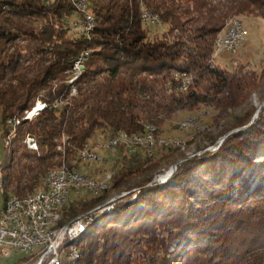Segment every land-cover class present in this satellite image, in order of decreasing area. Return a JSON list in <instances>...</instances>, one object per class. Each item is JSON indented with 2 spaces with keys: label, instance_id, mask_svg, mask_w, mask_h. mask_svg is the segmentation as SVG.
I'll use <instances>...</instances> for the list:
<instances>
[{
  "label": "trees",
  "instance_id": "1",
  "mask_svg": "<svg viewBox=\"0 0 264 264\" xmlns=\"http://www.w3.org/2000/svg\"><path fill=\"white\" fill-rule=\"evenodd\" d=\"M91 1V37L72 38L66 31L74 12L69 0H0L2 135L6 121L21 118L37 99L51 103L67 96L64 73L82 51L90 52L78 96L20 124L2 162L3 207L11 195L38 191L48 171L63 163L56 150L63 136L71 164L97 132L106 140L152 127L162 138L160 129L177 113L207 106L222 117L264 86V68L258 73L242 63L229 69L212 62L226 24L237 15L264 19V0ZM144 10L165 25L162 37L150 39ZM18 40L26 47L9 54L6 46ZM190 73L193 88L171 93L174 74ZM252 113L235 117L225 131H238L220 149L182 162L162 184L153 182L159 168L153 157H129L120 149L112 188L140 191L95 218L74 241L78 264H264V107L253 121ZM30 135L38 152L21 144ZM107 194L71 202L58 228L91 213Z\"/></svg>",
  "mask_w": 264,
  "mask_h": 264
},
{
  "label": "built area",
  "instance_id": "2",
  "mask_svg": "<svg viewBox=\"0 0 264 264\" xmlns=\"http://www.w3.org/2000/svg\"><path fill=\"white\" fill-rule=\"evenodd\" d=\"M89 2V1H88ZM79 11L83 16V22H77L76 28L79 34L85 36V31L92 21L93 12L89 10V3L83 2L79 4ZM143 13V12H142ZM145 14V23L149 26L162 27L151 16ZM249 32L245 28L244 23L226 24L224 30L217 36L218 47H214L212 62L222 54L230 52L237 53L238 48L243 41L248 37ZM83 55V54H82ZM82 55L75 60V68L70 72L76 74L82 68ZM175 84L170 85V92L175 95H180L188 92L194 84V76L190 73L187 76H178L174 74ZM78 96V89L73 96L67 99H55L51 103H47L42 99H37L33 108L28 110L29 115L32 110H40V113L48 108L60 110L67 105L72 98ZM193 122H181L179 128L183 131L189 130V125ZM7 129V121H6ZM11 133L8 130L3 132V140L5 144V134ZM31 152L39 151L37 139L30 135L28 137ZM66 139L63 136L62 142L57 141L56 150L63 155V163L60 166L53 168V175H45L41 181V187L35 193L29 194L33 197L34 205H41L43 217L41 220H34L33 225H26V218H31L28 211L20 210L15 203L9 199V210L0 211V254L5 259H13L15 263L19 260L22 264H65L67 259H60L57 256V245L68 240L69 236L78 232L84 227L86 222L91 221L90 218L85 223L76 225L69 229H62L59 232L43 231L42 222L45 220L55 219L57 214H62L75 197L81 194H89L95 196L103 190V182H112L113 176L111 173H104L101 178H95L87 175L83 171L84 165L91 164V160H102L101 152L111 155L118 153L120 149L126 155L135 156L144 154V145H152L154 153L157 148L165 147L169 144L162 143V140H149V142L130 144L125 135H117V133L102 143L88 142L77 154L76 158L68 164L66 156ZM177 140H172V144L177 143ZM152 157L153 155H145ZM68 165H75L76 174L68 173ZM174 171L169 173L173 174ZM64 182H74V189H64ZM162 183V182H161ZM124 199V198H123ZM123 201V200H122ZM121 201V202H122ZM115 206V205H114ZM111 206L108 210H111ZM79 250V249H78ZM75 253V252H70Z\"/></svg>",
  "mask_w": 264,
  "mask_h": 264
},
{
  "label": "rangeland",
  "instance_id": "3",
  "mask_svg": "<svg viewBox=\"0 0 264 264\" xmlns=\"http://www.w3.org/2000/svg\"><path fill=\"white\" fill-rule=\"evenodd\" d=\"M51 1L52 0H45V2L48 4L51 3ZM69 1L72 3L74 7V12L73 15H71V17L67 20L68 25L66 31L69 37L72 38L83 37L82 34H79V32L82 33V31H78L76 28L77 22L80 23L83 22V16L79 11V4L83 2L89 3V10L92 12V7H93L92 1L91 0H69ZM218 2H219L218 0H214L213 5L217 4ZM234 18H237L244 23L245 28L249 32V35L243 41L241 46L238 48L237 53L235 54L230 52L224 53L216 59L215 64L216 66L222 68L226 67L231 69L235 63H242L243 65L247 66L248 69L255 70L258 73H260L264 68V19L244 16V15H237L232 19ZM144 27L146 28L151 40L162 37L164 31L166 30L164 24L162 27H154L144 24ZM26 45L27 42L21 40H18L16 42H10L6 46L7 52L11 54L12 52H14L17 46L26 47ZM82 54L83 51L79 54V56H81ZM87 62L85 63V68L83 71H85L86 69ZM74 63L75 61L73 62V64ZM73 64L69 68V70H67L64 73L65 84L67 86L69 85L70 79L73 78V73L70 72V70L73 69ZM42 93L44 94V92ZM263 107H264V86L260 90L255 92L243 106L229 109L227 114L223 115L222 117H218L219 113L215 109L207 106H200L199 108L193 111H188V110L181 111L176 115H174L171 119L167 120L164 123V125L160 129L159 135L170 141L177 140L180 143V146L178 147L172 146L166 148L159 147L155 150V153L152 157L154 158V162L159 163V168L154 174L153 182L158 184L164 183L177 171L178 166L182 162L188 159L194 158L196 156L200 157L207 152H216L218 149H220L223 142L230 134L238 131L237 129L228 133H226L225 131L234 122L235 117L247 115L251 112V110H253L252 113L253 114L252 121H253L255 119L257 111L260 108L262 110ZM26 112L27 111L24 112L21 119L26 117ZM1 120L2 119L0 113V160L4 162L7 151L5 149V144L2 136ZM187 120L193 121L194 123L193 127H191L188 131H183L179 128V124ZM26 137L27 136H25V138ZM103 141L104 140L102 138L101 133L97 132L94 138L90 141V143L92 142V143L100 144ZM21 144L27 151L31 152V150H29L30 148L27 147L24 138ZM213 147L214 149L210 150ZM116 155L117 154L111 155L105 152H101L102 160L100 162L82 166L84 173L95 178H101L102 175L106 172L112 174L111 170L114 162V157ZM172 168L174 169V173L170 176L169 173ZM139 179L141 178H138L137 181ZM158 179L159 180L162 179V180L158 181ZM135 191L138 193L140 189L133 187V189L130 190L124 189L119 192L112 188L111 192L107 194V199L109 200L110 198L114 196H118L124 192H132L127 197H124V199H126L132 197L133 194L136 193ZM9 194H13V193L10 192ZM11 196H16V195H11ZM92 197L93 196L89 194H81L80 196L75 197L73 200L76 201L80 199H90ZM4 200L5 199L3 195V188L0 187V211L3 208ZM101 215L104 214H100L98 216ZM98 216H96V218ZM93 222L94 221H92L91 223ZM172 249L173 247L171 248L170 251H172ZM14 263L15 260L5 259L0 254V264H14Z\"/></svg>",
  "mask_w": 264,
  "mask_h": 264
},
{
  "label": "bare ground",
  "instance_id": "4",
  "mask_svg": "<svg viewBox=\"0 0 264 264\" xmlns=\"http://www.w3.org/2000/svg\"><path fill=\"white\" fill-rule=\"evenodd\" d=\"M144 13H147L148 16H151L153 18V20H156L159 23V25H162V22L157 15H155L149 11H145V10H144L143 15H142L143 23H145V14ZM233 23H243V22L241 20L235 18L229 22V24H233ZM94 26H95V18H94V14H93L92 15V21L90 22V25L87 27V30L85 31L84 37H87V38L91 37V31L94 29ZM215 47H218V40H216ZM89 57H90V52L89 51H83L82 68L76 74H74L73 78L70 79L69 85H68L69 93L67 96H65L66 98L61 97L60 99L70 98L71 96H73L74 92H76L77 87H78L77 86L78 81H79L81 75L83 74V70L85 68V63L89 60ZM74 68H75V63L73 64V69ZM182 76H187V74H184ZM27 113H28V111L26 112V114ZM39 113H40V110H32L30 112V114L27 115L25 118L21 119V118L15 117L13 119H10L7 122V130L11 133H6L7 136L5 138V149H10L12 147L13 141L18 138V134H19L18 129L20 127L21 122L32 120V119L36 118V116ZM186 122H193V121L187 120ZM191 127H193V124L189 125V129ZM154 132H155L154 128L148 127L146 133H144V134L129 135L126 132L120 131L117 135L127 136V140L129 141L130 144L145 143V142H149V140H162V143L169 144V145L162 147V148L172 147V146H174V147L180 146L179 142L172 144V141H170L168 139H165L163 137L157 138L156 135L154 134ZM28 137L29 136H27L25 138V143H26L27 147L31 149V145H29ZM212 149H214V147L211 148L210 150H212ZM144 154L145 155H154L153 146L152 145H144ZM97 162H99V160H91V164L97 163ZM171 171H174V169L172 168L170 170V172ZM68 173L69 174H76V167H69L68 166ZM46 175H53V169L49 170ZM171 175L172 174H170V176ZM3 177H4V171L2 170V161L0 160V187L1 188H3ZM161 180L162 179H160V180L158 179V181H161ZM64 189H74V182H64ZM111 190H112V183L111 182H103V190L101 192H99L98 194H95V195H100L103 193H109V192H111ZM131 193L132 192H124L118 196H114V197L110 198L109 200H107L106 202L101 204L99 207H97L91 213L82 216L81 218L77 219L75 222L71 223L70 225H68L64 228H62V229H69V228L74 227L76 225L85 223V221H88L90 218L93 217L91 219V221L86 222L84 224V227L82 229H80L78 232L72 234V236H69L68 240L57 245V256H60V259H67L68 261L65 264H78L79 257H80V250H78L79 247L74 243V241H76L82 234L85 233L87 227L90 225V223L92 221L95 220L96 216H98L100 214H107V212L113 211L115 209V206L117 205V203L121 202L124 197H127ZM9 199H11L12 202L15 203L20 210L28 211V214H30L31 218H26V225H33V219L34 220H41V217H43V210H42L41 205H34V207H33V197H31L30 195H27L25 197L11 196L10 198H8V200L5 204V206L2 208V210H9ZM111 206H114V207L111 210H108ZM60 220H61V214H57L55 216V219H53V221L52 220H45L44 222H42L43 231L59 232V230H62V229L58 228V224H59ZM70 252H75V253H70Z\"/></svg>",
  "mask_w": 264,
  "mask_h": 264
},
{
  "label": "water",
  "instance_id": "5",
  "mask_svg": "<svg viewBox=\"0 0 264 264\" xmlns=\"http://www.w3.org/2000/svg\"><path fill=\"white\" fill-rule=\"evenodd\" d=\"M261 112V108L257 111L255 118L258 117L259 113ZM222 142V141H221ZM168 177V176H167Z\"/></svg>",
  "mask_w": 264,
  "mask_h": 264
}]
</instances>
